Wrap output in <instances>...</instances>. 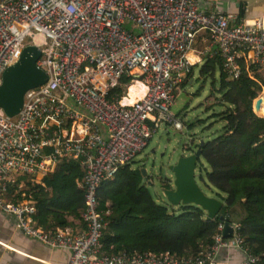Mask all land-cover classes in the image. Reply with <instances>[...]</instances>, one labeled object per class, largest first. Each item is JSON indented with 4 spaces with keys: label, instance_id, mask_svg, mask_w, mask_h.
Wrapping results in <instances>:
<instances>
[{
    "label": "built area",
    "instance_id": "built-area-1",
    "mask_svg": "<svg viewBox=\"0 0 264 264\" xmlns=\"http://www.w3.org/2000/svg\"><path fill=\"white\" fill-rule=\"evenodd\" d=\"M217 2L0 0V84L29 37L41 48L37 65L47 74L45 83L25 93L17 115L0 108V210L20 231L68 251L67 264L260 263L244 243L240 224L231 221L232 236L224 235L221 221L213 243L196 256L106 253L101 245L109 212L101 206L102 182L133 163L163 123L184 128L172 105L199 61L194 47L199 33H209L230 77H240L243 62L264 68V19L238 21L215 7ZM128 22L133 30L125 28ZM124 76L131 82L121 94L117 88ZM136 81L145 90L135 102H126ZM68 160H79L86 170L84 226L77 232L45 228L31 199H12L16 177L42 183Z\"/></svg>",
    "mask_w": 264,
    "mask_h": 264
},
{
    "label": "trees",
    "instance_id": "trees-1",
    "mask_svg": "<svg viewBox=\"0 0 264 264\" xmlns=\"http://www.w3.org/2000/svg\"><path fill=\"white\" fill-rule=\"evenodd\" d=\"M203 61L200 77L210 76L214 89L217 74L220 77L219 102L225 108L217 116L224 125L213 139L193 140L189 150L201 149L205 160L198 161L201 180L210 194L224 201L220 215L240 224L244 243L260 257L259 264H264V116L254 110V100L264 91V74L258 66L247 67L243 62L240 77H230L213 47ZM197 65L182 88L194 78ZM130 82L131 77L124 76L117 91L124 93ZM138 82L141 81L130 85L126 102L133 103L142 96L145 87L138 88ZM85 174L79 160L62 161L51 179L37 183L19 175L11 190L18 198H28L36 204V218L45 228L59 226L77 232L84 226ZM163 185L171 187L170 179H165ZM99 196L102 208L109 209L101 237L106 253L170 251L196 256L213 243L222 221L219 215L207 219V212L194 204L174 206L157 201L144 183L140 167L135 168L133 163L120 167L112 179L104 180Z\"/></svg>",
    "mask_w": 264,
    "mask_h": 264
},
{
    "label": "rangeland",
    "instance_id": "rangeland-1",
    "mask_svg": "<svg viewBox=\"0 0 264 264\" xmlns=\"http://www.w3.org/2000/svg\"><path fill=\"white\" fill-rule=\"evenodd\" d=\"M125 28L133 30V23L128 22ZM205 35V34H204ZM200 34L198 41L194 44L198 51V65L195 66L194 78L182 89L177 92V98L172 105V111L178 115L184 122L182 130L174 125L163 123L161 127L154 132L147 146L138 153L133 162V166L143 167L148 170V174L153 179L152 184L144 183L152 193L153 197L159 202H167L164 195L163 181L165 179L174 180L173 173L168 169V165L177 162L180 156L188 155L189 145L193 140H209L218 136L223 130V122L217 116L224 110L220 104L221 91L219 89L220 77L217 74L216 89L213 86V80L210 76L206 79L200 77V67L203 65V57L211 49V42H201ZM31 38L26 39L29 43ZM264 74V68H260ZM264 97V91L262 92ZM264 108V100L263 107ZM200 162L205 160L200 157ZM201 170L198 165L196 168V177L207 193L208 189L201 180ZM204 178L207 180L205 172ZM18 177H16L17 180ZM17 194V193H16ZM20 199L15 195L12 199Z\"/></svg>",
    "mask_w": 264,
    "mask_h": 264
},
{
    "label": "water",
    "instance_id": "water-1",
    "mask_svg": "<svg viewBox=\"0 0 264 264\" xmlns=\"http://www.w3.org/2000/svg\"><path fill=\"white\" fill-rule=\"evenodd\" d=\"M216 48L217 46H214V49ZM40 56L41 48L34 43H28L19 60L5 70L0 84V108H3L7 115H17L23 108L25 93L46 82V72L37 65ZM263 100V95L254 100V110L259 116H263L261 114ZM189 151L188 155L180 156L177 162L167 166L172 171L174 180H170L171 187L163 188L166 201L174 206L180 204L200 206L207 212V219H215L219 215L220 219L225 221L223 233L230 237L233 234V227L229 220L220 215L224 201L216 195L207 193L196 177V168L202 151L201 149ZM140 169L144 180L152 184L153 179L147 168L143 166Z\"/></svg>",
    "mask_w": 264,
    "mask_h": 264
},
{
    "label": "crops",
    "instance_id": "crops-1",
    "mask_svg": "<svg viewBox=\"0 0 264 264\" xmlns=\"http://www.w3.org/2000/svg\"><path fill=\"white\" fill-rule=\"evenodd\" d=\"M214 6L234 14L238 21L253 22L256 19H264V0H218ZM241 14L243 16H240ZM199 34L201 37L199 41L211 42L205 31ZM211 47H214L212 42ZM261 114L264 116V108ZM69 220L72 222L73 218L70 217ZM69 255L68 251L51 249L37 239L26 235L17 228L12 216L0 210V264H67ZM225 259L226 254L223 251L221 254L223 263ZM233 262L237 263V260Z\"/></svg>",
    "mask_w": 264,
    "mask_h": 264
},
{
    "label": "bare ground",
    "instance_id": "bare-ground-1",
    "mask_svg": "<svg viewBox=\"0 0 264 264\" xmlns=\"http://www.w3.org/2000/svg\"><path fill=\"white\" fill-rule=\"evenodd\" d=\"M3 80V79H2ZM137 87L139 88V87H141V85H143V83L142 82H138L137 84ZM135 102V101H134Z\"/></svg>",
    "mask_w": 264,
    "mask_h": 264
},
{
    "label": "clouds",
    "instance_id": "clouds-1",
    "mask_svg": "<svg viewBox=\"0 0 264 264\" xmlns=\"http://www.w3.org/2000/svg\"><path fill=\"white\" fill-rule=\"evenodd\" d=\"M214 48V47H213ZM197 64V63H196Z\"/></svg>",
    "mask_w": 264,
    "mask_h": 264
}]
</instances>
